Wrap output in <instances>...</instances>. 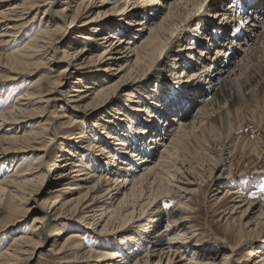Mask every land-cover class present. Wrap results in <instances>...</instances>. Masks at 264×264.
Segmentation results:
<instances>
[{"label":"bare ground","instance_id":"bare-ground-1","mask_svg":"<svg viewBox=\"0 0 264 264\" xmlns=\"http://www.w3.org/2000/svg\"><path fill=\"white\" fill-rule=\"evenodd\" d=\"M2 1L1 211L35 214L0 264L46 243L57 264H264V182L233 165L245 142L224 110L264 91V0ZM205 125L209 164L195 167L184 145ZM211 182L215 252L190 216Z\"/></svg>","mask_w":264,"mask_h":264},{"label":"rangeland","instance_id":"rangeland-1","mask_svg":"<svg viewBox=\"0 0 264 264\" xmlns=\"http://www.w3.org/2000/svg\"><path fill=\"white\" fill-rule=\"evenodd\" d=\"M113 1V0H108ZM228 1V0H227ZM15 2V0H6L2 1L1 5H6L9 3ZM13 4V3H12ZM111 4H108V7ZM43 8V7H41ZM33 15V14H32ZM21 41V40H20ZM18 41V42H20ZM18 42L15 45H18ZM6 46L3 48L0 46V52H4L7 49H5ZM58 70V69H56ZM4 71L0 70V77L4 76ZM34 76H30L29 78H23L16 81L14 84L9 85L8 91L2 96V102H6L7 106H10L13 104L14 100L16 99V96L21 92L19 87L21 85L23 86V89H25L28 85L27 82L29 79H31ZM256 95L253 99L247 98L246 103L240 101L235 105H232L230 102L224 103V110H229V121L231 122L233 126V130H235L234 135L235 137L239 138V141L245 142V146L242 149H239L235 151L234 154V160L233 165L239 169V171H243V175L245 177L252 176L255 181L264 182V159L263 161L259 162L257 160V157L250 153L249 151L253 146H258L259 143L261 144V149L257 148L259 152H263L262 146H264V91H261V89L257 86ZM228 104V105H227ZM223 110V111H224ZM239 113V114H238ZM258 114V115H257ZM260 115L262 116V119L259 120ZM256 119V120H254ZM262 120V121H261ZM33 122L35 120H32ZM258 121V123H257ZM219 123V124H218ZM213 126H215L217 129L221 128V124L216 119V122H212ZM28 127V126H26ZM202 128L201 131H198L197 139L195 137H191L184 145V156L190 160V163L192 166L200 167L201 165L205 164L204 167L208 166V151L206 149V143L204 140V136L206 138L205 132L208 130V125H205ZM235 128V129H234ZM218 134H222V130H217ZM203 136V137H201ZM193 138V139H192ZM203 138V139H202ZM241 138V139H240ZM204 140V141H203ZM205 146H204V145ZM205 148V149H204ZM239 148V146L237 147ZM264 148V147H263ZM264 155V154H263ZM261 171V172H259ZM238 173V172H236ZM240 176L239 174H237ZM244 178V177H242ZM241 178V179H242ZM243 180V179H242ZM214 182L209 183L205 197L203 195L198 194L197 197H193L195 199V202L193 204L195 208V213L190 214L192 222L199 227V232L201 233L203 243L206 245H212L210 247L211 252L217 251V245L219 243L218 238H222L224 236V226L222 220V213H218L220 210H222V207L219 206L222 199L220 200H214L216 196H212V191ZM261 194L257 193L253 198H259ZM183 196V193L176 194L175 196V202L181 201L179 197ZM0 252L9 245L11 242V236L12 233H15L17 229L21 227V225L24 227L26 226L25 230L29 229L31 226L30 219L35 212L30 211L27 216L24 218H21L20 220L14 221L11 224H7L9 221V218H6V212L1 211L2 204H3V197H0ZM173 207V204H169L168 209H171ZM13 231V232H12ZM12 232V233H11ZM49 248V244H44L40 248V252L34 256V259L32 260L31 264H57L56 258L57 255L51 254L47 249ZM40 257V258H39ZM234 263L238 260H243L246 262V260L250 261V256L248 255L247 248L241 250L236 256L233 257ZM252 263V262H249ZM248 263V264H249ZM247 264V262H246Z\"/></svg>","mask_w":264,"mask_h":264}]
</instances>
